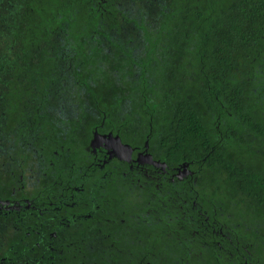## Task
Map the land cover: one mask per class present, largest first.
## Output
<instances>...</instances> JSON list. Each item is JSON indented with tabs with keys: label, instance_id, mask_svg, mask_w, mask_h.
Returning a JSON list of instances; mask_svg holds the SVG:
<instances>
[{
	"label": "trees",
	"instance_id": "obj_1",
	"mask_svg": "<svg viewBox=\"0 0 264 264\" xmlns=\"http://www.w3.org/2000/svg\"><path fill=\"white\" fill-rule=\"evenodd\" d=\"M94 128L192 164L162 225L204 231L203 247L189 233L202 260L158 264H219L196 199L212 225L222 208L221 264H264V0H0V145L65 146Z\"/></svg>",
	"mask_w": 264,
	"mask_h": 264
},
{
	"label": "flooded vegetation",
	"instance_id": "obj_2",
	"mask_svg": "<svg viewBox=\"0 0 264 264\" xmlns=\"http://www.w3.org/2000/svg\"><path fill=\"white\" fill-rule=\"evenodd\" d=\"M95 134L103 138L92 146ZM109 134L119 136L123 144L133 149L130 160L111 157ZM132 135L130 144L119 132L94 128L90 138L83 134L80 138L69 137L65 146H43L40 150L22 145L17 152L18 144L11 141L0 145V264H158L202 260L189 252V238L192 234L198 237L199 231L184 229L181 236L162 225L166 219L174 220L173 188L176 183L193 178L192 164L173 166L155 158L149 141L139 144L137 133ZM146 153L157 164L146 163L141 155ZM185 170L186 174L180 175ZM166 188L167 210L163 209L164 201L155 202L158 193L163 194ZM196 201H192L191 210L198 214L192 219L211 229L221 264L224 241L232 246L229 227L221 219L222 208L215 213L217 219L212 225L207 212L198 210ZM177 208L183 206L179 204ZM180 237L185 239V247L183 257L176 258L174 241ZM200 240L202 247L207 245L204 231ZM229 249L227 253L233 248ZM228 259L234 264H252L253 260L249 256L235 260L232 254Z\"/></svg>",
	"mask_w": 264,
	"mask_h": 264
},
{
	"label": "water",
	"instance_id": "obj_3",
	"mask_svg": "<svg viewBox=\"0 0 264 264\" xmlns=\"http://www.w3.org/2000/svg\"><path fill=\"white\" fill-rule=\"evenodd\" d=\"M101 138L98 134H95L94 136V140L92 143V146L97 145ZM109 138H111V147H113V151L111 152V157L113 155H115L116 157H118L121 160H130L131 159V154L133 152V149L129 146V145H125L121 142L119 136H113L112 134H109ZM113 142H116L115 144H113ZM108 147V146H107ZM143 159L146 160V163H156L152 160V157L150 154H141ZM140 155V156H141ZM139 162L143 163L144 161H141L140 159L138 160ZM157 164V163H156ZM184 169H187L186 165H183ZM187 172V170H185L184 174H180V175H185Z\"/></svg>",
	"mask_w": 264,
	"mask_h": 264
}]
</instances>
